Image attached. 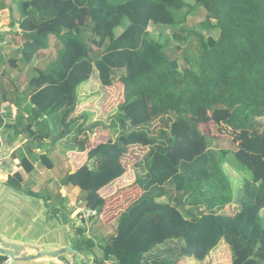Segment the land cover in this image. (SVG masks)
I'll return each mask as SVG.
<instances>
[{"label": "trees", "instance_id": "trees-1", "mask_svg": "<svg viewBox=\"0 0 264 264\" xmlns=\"http://www.w3.org/2000/svg\"><path fill=\"white\" fill-rule=\"evenodd\" d=\"M195 2L204 12L202 25L217 38L185 27L184 0H20L14 7L9 0L1 5L9 12V27H16L18 59L9 61L11 67L44 58L51 38L60 47L56 60L45 70L33 69L23 86L0 82V107L18 108L24 101L30 107L7 128L21 127L18 132L35 141H63L69 151L82 153L76 138L92 135L99 124L86 126V117L74 116L79 87L94 71L101 87L122 85L123 102L105 126L108 140L87 152L94 165L83 164L61 181L62 187L80 191L78 201L86 211L97 217L102 212L100 190L125 173L122 158L129 148L146 149L132 167L134 187L128 190L138 197L119 215L114 234L97 246L100 255L85 229L76 230L71 247L89 254L93 264H178L186 258L201 263L222 243L230 264H264V174L255 161H264V133L257 135L264 120V0ZM67 11L84 16V23L70 26L69 18H61ZM150 25L173 31L179 43L174 52L170 39L149 33ZM116 29H122L118 36ZM191 35L197 39L195 57L182 46ZM179 55L186 61L183 68ZM4 61L0 56V76ZM210 112L216 124L221 121L235 133L238 144L220 148L222 139L201 135L191 124L190 118ZM34 124L44 135L42 128L31 131ZM243 135L245 141L258 139L257 156L238 138ZM184 152L192 155L183 158ZM17 158L28 175L36 162L53 169L45 155ZM232 164L250 174L238 190L225 172ZM4 186L41 199L18 174L8 176ZM56 201L64 209L67 200L57 194ZM228 205L238 208L236 215L221 212ZM5 261L0 255V263Z\"/></svg>", "mask_w": 264, "mask_h": 264}, {"label": "rangeland", "instance_id": "rangeland-1", "mask_svg": "<svg viewBox=\"0 0 264 264\" xmlns=\"http://www.w3.org/2000/svg\"><path fill=\"white\" fill-rule=\"evenodd\" d=\"M17 1L20 0H10V5L14 7ZM184 2L187 5L184 11L188 13L185 27L194 29L196 34L203 36L209 35L213 38H217L218 34L215 30L206 29L202 25L204 12L196 4L195 0H184ZM2 4H5V1L2 2L0 0V56L5 60L1 68L2 74L0 76V82L4 86L6 83L23 86L33 69L45 70L56 60L60 47L56 45V40L51 38L49 49L45 52L44 58L33 61L29 66L16 62V67H11L9 61L14 58L18 59V55L16 54L17 47L12 37V34L16 31V27H9V12L1 8ZM61 18L62 20L69 18L70 26L82 25V23H84V16H76L73 11L62 13ZM148 31L154 38L160 41L166 38L170 39L172 52H174V48L179 44L178 41L175 40V34L169 28L150 25ZM121 32L122 29H116L115 35L118 36ZM182 34L185 35L186 33L184 32ZM196 40V36L191 35L189 43L182 45L184 47L183 50L190 55L189 57L196 56L194 52ZM178 63L180 68L186 66L183 55L178 56ZM84 84L83 90L79 91L78 89L79 99L74 116L86 117L84 123L86 126L90 124H99L96 131L94 130V136L96 135L94 139L98 138V140H95L96 142L106 141L107 134L104 131L105 126L108 125L110 118L116 113L119 102L121 101L120 86L119 84L116 86L113 84L112 88L108 87L103 90L99 84L98 76L95 71ZM81 91L83 94H80ZM217 113L221 116L224 112L221 109H217ZM211 116L212 112L198 114L194 118H190L191 124L197 128L201 135H208L220 140L222 139L218 145L220 148H229V143L237 141L235 133L229 130L221 121L216 124ZM8 119L7 117L6 122H8ZM261 133H264V120L261 122V129L258 131L257 135ZM83 135L87 140L91 141V135L87 133H83ZM238 138L243 140L246 139L247 136L243 135ZM257 140V138L250 140L248 138L247 141L243 140V144H248L251 153L255 156L259 153ZM95 141H93L92 144L96 143ZM236 143L238 144L239 141ZM145 151L146 149L140 147L129 148L127 155L122 158V165L125 169V173L110 185L100 190V195L105 200V203L98 217L86 211L83 205L79 203L80 191L72 190L71 188L66 189L61 186V181L68 172L77 169L82 164L93 166V162H89L82 154L67 159L55 155V170L46 171L44 168L38 166L37 170L32 174L28 176L24 175V187L26 189H33L41 196V199H46V205L48 207L45 206L41 199L32 200L22 194L13 195L12 199H9V201L11 200L12 203L17 204L18 208H15L12 214L9 207L11 205L9 203H3V206L0 207V232L5 234L7 238H12L29 246H38V242L44 243L48 245L46 249H49L53 248V246L62 245L71 247L77 238L76 230L79 227H83L86 231L85 237L94 240L96 245L95 252L100 255L97 246H99L103 240L114 234L119 215L138 197L129 196L128 190L134 187L132 167L142 158ZM197 152L198 150H196L195 153ZM191 155V152H184L182 157L190 158ZM172 156L175 158V154H172ZM230 157L231 161L233 160L237 167L238 164L234 161L232 156ZM255 161L259 171L264 174V161L261 158ZM8 167L9 170H12L14 166L8 165ZM236 167L232 164V167L229 166L225 168V172L232 180L233 186L240 188L242 177L246 176L248 178L250 174L246 170H238ZM59 191H61V195H65L64 197L67 200L61 213L59 212V207L57 211L51 209V205L57 202L56 195L59 194ZM64 257L69 256L64 255L61 258ZM84 260H86V258ZM84 260L82 261L79 255L77 257V264H86ZM70 261L72 264V257H70ZM13 264L26 263L16 262ZM189 264H230L229 251L225 246L218 247L204 262H189Z\"/></svg>", "mask_w": 264, "mask_h": 264}, {"label": "crops", "instance_id": "crops-1", "mask_svg": "<svg viewBox=\"0 0 264 264\" xmlns=\"http://www.w3.org/2000/svg\"><path fill=\"white\" fill-rule=\"evenodd\" d=\"M8 2H9V0H8ZM8 2L6 0L5 4H8ZM6 10L7 9H4V11H6ZM6 84H9V83H6ZM118 84H119L120 89H121V91H120L121 101L119 102V105H120L123 102V97H122V91L123 90H122V85L120 82L115 83L114 85L116 86ZM84 85L85 84H82L79 87V91L83 90ZM112 87L113 86H111L109 88H112ZM107 88L108 87H102L103 90L107 89ZM80 94H83L82 91ZM24 108L30 109V107L26 101H24L22 105L20 104V106H18V108H16L13 105H10L8 103H3L0 107V120L3 121L2 124H0V207L3 206V203H9L11 205L9 207H10L12 214L14 213V209L18 208V205L12 203V201L11 200L9 201V199H12L13 195H15L17 193L7 189L4 186V182L7 180L8 176H14V175L18 174L21 177L23 182L25 180L24 175L28 176V174H25V172L19 167V161L17 158L19 155H25L26 157H28L30 159H32V157H35L38 155H45L53 164L52 170H55V162H54V156L55 155H58L61 158L63 157L64 159H67V158L82 154L87 158V152L90 149L94 148L97 144L104 143L108 140V133L105 130L104 131L107 134V138H106V141H103V142H96L95 140H98V138L94 139V137H96V135L94 136V132H93V134H92L93 136L91 135V138H90L91 141L87 140V148H86V146L84 144L86 142L85 141L86 138L82 134L81 136L76 138V141H77V143H81L83 145L84 152L78 153V152H74V151H69L67 146L63 143V141L53 142L50 138L43 139V140H36V141L33 140L32 138L28 139V137L25 134L18 132L21 127H19V129H18L17 127L13 128V126L11 128H7V126H4L6 123H8V125L11 123H14L15 122L14 120H15L17 113H19V111L23 110ZM7 117L9 118L7 120L8 122H6ZM76 117H77V115H76ZM80 123H82L81 120H79L78 124H80ZM41 128H42L41 134L44 135V133H43L44 128L41 126L36 127L35 124L31 128V131H33L37 134V133L41 132ZM95 131H96V129H95ZM93 141H95L96 143L92 144ZM90 142H91V144H90ZM73 146H74V144H73ZM2 156H4V157H2ZM8 165L14 166L13 169L9 170ZM38 166L41 167L36 162L35 166H34L35 170H37ZM41 168H43V167H41ZM44 170H46V169L44 168ZM52 170H46V171H52ZM75 170L68 172V173H72ZM71 189L72 190H78L76 188H71ZM32 191L36 193V191H34L33 189H32ZM59 194L61 195V191H59ZM64 196L65 195H61L62 198H65ZM58 207H59V210L63 211V209L60 207L58 202H54L51 205V209H54V210H55V208H58ZM237 210H238V208L236 206L228 205V206H225L221 212L226 214L227 216H234L237 214V212H238ZM0 238L5 240L6 242L17 243V244L25 246V248H26L25 252H26L27 256H33L35 254L32 247L38 248L39 250H42V251H56V250L61 249L62 247L68 246V245L53 246V248L46 249V246H48V245L41 243V242H38V246H29V245L24 244L23 242H19L17 240L12 239V238H7L5 236V234H3L1 232H0ZM222 246H225V245L222 243L218 247H222ZM215 250H213L210 254H212ZM79 255L81 256L82 261L86 258V260H84L85 261L84 263L93 264L92 257L89 254L79 253L78 256ZM61 260L65 261L67 264H71L70 256L64 257V258H61V257L60 258H40L37 260H33V261H29V262H23V263H26V264L27 263H30V264H62ZM189 262L198 263V262H195L193 260L191 261V259L186 258V259L181 260L178 264H189ZM81 264H83V263H81ZM106 264H111V263H106Z\"/></svg>", "mask_w": 264, "mask_h": 264}, {"label": "water", "instance_id": "water-1", "mask_svg": "<svg viewBox=\"0 0 264 264\" xmlns=\"http://www.w3.org/2000/svg\"><path fill=\"white\" fill-rule=\"evenodd\" d=\"M25 246L17 244V243H11L6 242L2 238H0V255L8 258L12 261V263L16 262H29L33 260H37L40 258H60L64 255H68L73 258L72 264H77V257H78V251L74 250L72 247H62L59 250L56 251H42L38 248L32 247L35 254L33 256H27L25 252ZM62 264H67L65 261L61 260Z\"/></svg>", "mask_w": 264, "mask_h": 264}, {"label": "built area", "instance_id": "built-area-1", "mask_svg": "<svg viewBox=\"0 0 264 264\" xmlns=\"http://www.w3.org/2000/svg\"><path fill=\"white\" fill-rule=\"evenodd\" d=\"M90 213H92V212H90ZM92 214H94V213H92ZM0 264H13V263H12L11 260H9L8 258H6V261L3 262V263H0Z\"/></svg>", "mask_w": 264, "mask_h": 264}, {"label": "bare ground", "instance_id": "bare-ground-1", "mask_svg": "<svg viewBox=\"0 0 264 264\" xmlns=\"http://www.w3.org/2000/svg\"><path fill=\"white\" fill-rule=\"evenodd\" d=\"M44 258H47V257H44Z\"/></svg>", "mask_w": 264, "mask_h": 264}]
</instances>
